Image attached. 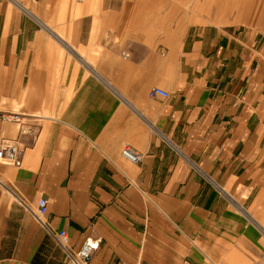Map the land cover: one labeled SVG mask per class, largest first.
Wrapping results in <instances>:
<instances>
[{
	"label": "crops",
	"instance_id": "obj_1",
	"mask_svg": "<svg viewBox=\"0 0 264 264\" xmlns=\"http://www.w3.org/2000/svg\"><path fill=\"white\" fill-rule=\"evenodd\" d=\"M179 3L0 0V264H264V32Z\"/></svg>",
	"mask_w": 264,
	"mask_h": 264
},
{
	"label": "built area",
	"instance_id": "obj_2",
	"mask_svg": "<svg viewBox=\"0 0 264 264\" xmlns=\"http://www.w3.org/2000/svg\"><path fill=\"white\" fill-rule=\"evenodd\" d=\"M124 56L126 57L127 54H125ZM147 95L149 98L169 97V93L158 86H151L148 89ZM0 120L17 123L19 133H26L31 130L30 128L25 127V124L20 119L19 114L16 113L2 112L0 113ZM22 155L23 148L20 146L17 140L11 141L4 139L0 142V163L19 166L21 163ZM121 155L131 163H139L142 159V154L129 147H124L121 151ZM46 212L47 199L40 198L38 200V208L34 215L37 221L44 226L46 225L42 218L44 217ZM51 234L54 236L57 244L61 247L65 254V264H89L92 255L98 249L101 242L100 238L87 237L82 241L81 245L78 248L73 249L69 246V238L66 231L61 230L55 233L51 232Z\"/></svg>",
	"mask_w": 264,
	"mask_h": 264
},
{
	"label": "rangeland",
	"instance_id": "obj_3",
	"mask_svg": "<svg viewBox=\"0 0 264 264\" xmlns=\"http://www.w3.org/2000/svg\"><path fill=\"white\" fill-rule=\"evenodd\" d=\"M174 1H179L183 7L188 6L192 18L221 24L234 23L264 32V0ZM206 256L212 260V255Z\"/></svg>",
	"mask_w": 264,
	"mask_h": 264
}]
</instances>
